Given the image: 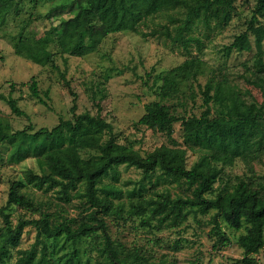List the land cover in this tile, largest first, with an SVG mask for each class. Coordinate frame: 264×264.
<instances>
[{"label":"rangeland","instance_id":"1","mask_svg":"<svg viewBox=\"0 0 264 264\" xmlns=\"http://www.w3.org/2000/svg\"><path fill=\"white\" fill-rule=\"evenodd\" d=\"M255 1L236 0L233 15L223 26L197 24L194 33L202 40L200 51L193 45L186 51L180 43L165 35L163 30H173L178 21H170L163 11H157L142 18L132 29L108 33L93 51L72 55L61 53L56 29L66 27L67 18L79 3L99 7L103 0H15L0 27V86L7 94L10 83H14L12 95L27 116L14 114L0 99V129L10 132L28 124H31L28 132L51 128L59 118L72 117L73 100L76 112L96 113L98 110L93 102L96 97L101 105L99 111L111 122L118 142L131 146L140 154L164 143L177 144L186 149V165L191 166L205 152L206 143L200 138L202 133L213 131L199 118L206 108L199 84L203 85L208 79H221L238 88L247 102L264 104V70L257 71L254 66L258 54L264 61V14L258 15L254 30L249 31L250 49L233 50L229 54L223 52V45L247 27ZM19 31L30 38H38L50 31L52 41L48 47L54 52L55 64L41 65L15 53L10 35ZM196 54L205 62V71L191 81L193 98L187 97L186 101L180 102L165 100L160 88L162 75ZM31 77H35L41 93L48 91L47 104L30 93ZM92 93L95 96L91 97ZM161 97L167 103L172 102V112L181 117L173 123L171 138L163 131L138 122L144 104ZM209 108L211 114L220 112L219 105L212 100ZM20 140L19 135L13 142H0V209L9 214L13 224L19 218H38L47 213L54 221L66 219L73 226L87 221L93 227L75 241L65 234L42 236L51 259L73 257L74 264H109L102 251L103 231L100 222L92 218L93 214L105 224V230L120 254L138 253L142 264H245L241 261L243 248L238 243L243 226L234 228L217 216L220 232L227 238L226 243L221 242L213 222L215 209L190 212L176 223L160 224L153 218L146 222L131 207L143 197H156L160 191H169L172 196H190L192 186L183 179L160 176L149 180L143 177L139 168L119 164L116 178L108 175L103 179L121 189L119 196L113 197L116 206L112 210H103L88 200L83 182L65 197L55 187H38L26 181L25 176L30 170L57 175L64 160L56 148L42 155L30 152L21 160L13 161L10 155ZM95 152V149L80 150L83 157ZM216 165L220 167L219 175L205 196L229 190L240 181L247 182L264 195V146L246 156H237L231 163L219 161ZM17 179L24 180L25 185L20 191L30 199L33 210L7 203L10 184ZM3 230L4 220L0 215V235ZM36 232L34 224L24 226L19 243L9 246L7 264H15L19 249L35 245L39 252L41 243L37 242ZM251 256L256 264H264V245Z\"/></svg>","mask_w":264,"mask_h":264},{"label":"trees","instance_id":"2","mask_svg":"<svg viewBox=\"0 0 264 264\" xmlns=\"http://www.w3.org/2000/svg\"><path fill=\"white\" fill-rule=\"evenodd\" d=\"M15 0H0V27L5 21L7 12ZM236 0H103L99 7L79 3L73 14L66 20L64 29H56L57 43L61 53L83 55L95 49L101 39L110 32L132 29L144 17L157 11H163L168 20H177L173 30L165 29L163 33L171 40L178 42L189 51L193 45L201 50L202 40L194 33L197 24L205 27L223 26L233 15ZM264 14V0H256L251 11L247 27L237 33L233 39L223 45V52L229 54L233 50H248L251 47L249 31L254 30L258 15ZM10 35V34H9ZM15 53L38 64H55L54 52L48 47L52 41L50 31L38 38H30L19 31L10 35ZM205 62L196 54L162 75L161 91L165 100L186 101L193 98L190 92L192 82L197 75L205 71ZM257 71L264 70L261 54L254 60ZM30 93L42 103L47 104L48 91L43 93L38 88L35 77L28 83ZM203 103L206 108L200 117L212 132H203L201 139L206 143L205 152L191 165H186V149L177 144H161L145 154H140L129 145L116 140L112 124L101 115V105L92 93L97 112L87 110L76 112L75 101L71 105L72 117L59 118L51 128H39L28 132L31 124L25 128L6 132L0 129V142H13L19 135L21 140L11 153L13 161H19L28 153L42 155L48 150L59 149L64 165L59 173H36L32 170L25 179L38 187L57 188L63 196H68L70 190H76L83 182L84 192L88 200L103 210H112L113 197L119 196L120 188L113 183L103 181L110 175L116 178L119 164L135 166L142 172L144 178L151 180L160 176L183 179L192 186L190 196L180 194L172 196L169 191H160L156 197H143L131 207L141 217L150 222L155 219L158 223H176L187 217L190 212H207L215 209L214 227L220 241L227 242L225 235L220 232L221 216L229 226L244 231L238 236V243L243 248L241 261L245 264H256L251 254L264 245V195L257 189L251 188L247 182L240 181L229 190L218 191L214 196L204 194L211 188L220 172L216 163H231L237 156H246L257 147L264 146V104L254 101L247 102L240 90L221 79H208L203 85L199 84ZM14 83H10L9 92L5 94L0 86V99L4 100L11 112L16 115L27 113L18 105L17 98L12 95ZM93 92V89H92ZM164 99H152L144 104V112L138 119L151 129L163 131L172 137L173 123L180 119L172 112L170 104ZM219 105V114H211L209 101ZM81 149H95L96 152L87 157L80 154ZM23 179L12 180L7 203H15L28 209H34L27 196L20 191L24 186ZM143 187V186H142ZM140 189H142L140 187ZM139 192L141 193V190ZM4 220V230L0 235V264H7L9 246L19 243L23 228L34 224L37 232V242L41 243L38 250L35 245L19 249L15 264H74L73 257L51 259L46 250L42 236L57 237L65 234L75 241L89 233L91 223L82 221L73 226L69 220L54 221L47 213L38 218H19L13 224L9 214L0 209ZM92 218L100 222L103 231L102 251L109 264H142L138 253L120 254V250L112 244L105 230V224L92 214ZM86 264V263H85ZM209 264V262L207 263Z\"/></svg>","mask_w":264,"mask_h":264}]
</instances>
